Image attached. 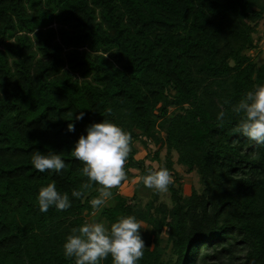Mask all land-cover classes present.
<instances>
[{
	"label": "trees",
	"instance_id": "trees-1",
	"mask_svg": "<svg viewBox=\"0 0 264 264\" xmlns=\"http://www.w3.org/2000/svg\"><path fill=\"white\" fill-rule=\"evenodd\" d=\"M262 18L264 0H0V264H74L63 243L95 213L106 226L121 215L146 225L137 264H264V145L232 131L233 106L264 83L250 53ZM104 119L131 133L127 174L152 166L134 142L154 145L150 160L173 176L167 201L113 188L94 210L96 184L71 196L88 182L71 150ZM35 150L65 169L39 172ZM176 165L199 189L181 193ZM52 182L71 207L41 212Z\"/></svg>",
	"mask_w": 264,
	"mask_h": 264
},
{
	"label": "clouds",
	"instance_id": "clouds-1",
	"mask_svg": "<svg viewBox=\"0 0 264 264\" xmlns=\"http://www.w3.org/2000/svg\"><path fill=\"white\" fill-rule=\"evenodd\" d=\"M111 111L107 109L109 114ZM232 111L240 116L233 133L246 137L257 146L264 145V83H257L247 91ZM84 115L81 112L75 119L81 120ZM224 118L225 112L220 111L217 120L221 127ZM74 130V124L69 123L68 131ZM86 131L87 135H81L75 142L71 154L83 164L82 174L88 182L73 189L71 196L79 199L93 184L99 185L96 189L99 195L89 201L91 207L98 210L112 198L111 189L118 188L127 179L125 165L132 151V136L106 119L91 124ZM31 163L41 173L47 170L60 172L66 167L61 155L55 151L42 153L35 150L31 154ZM138 180L146 188L166 193L173 183V176L166 167L152 165ZM37 203L41 212H47L50 207L58 211L71 207L69 194L59 192L55 182L40 187ZM141 227L133 215H121L108 226L102 222H85L72 228L71 234L67 235L62 246L64 256L72 259L74 264H101L109 256L112 264H137L143 258L145 248Z\"/></svg>",
	"mask_w": 264,
	"mask_h": 264
},
{
	"label": "rangeland",
	"instance_id": "rangeland-1",
	"mask_svg": "<svg viewBox=\"0 0 264 264\" xmlns=\"http://www.w3.org/2000/svg\"><path fill=\"white\" fill-rule=\"evenodd\" d=\"M256 32L254 33V38L256 40V47L250 51L252 56L255 58V60L258 63H261L264 61V18H262L258 22V26L256 28ZM134 148L136 150L135 158L136 159H143L144 163L146 165H157L156 161H151L150 156L152 155V151L154 148V145L152 143L143 144L141 141H135L134 142ZM161 157L164 155V149H162L160 153ZM175 169L179 171V174L181 175V185L180 190L183 195H188L192 188L199 189L200 187V181L199 177L196 174L195 171L192 173H186L184 171V168L181 166L176 165ZM130 173H133V175L127 174V179L122 182V184L118 188H114L115 192L117 193H123L124 195L131 196L132 193H136L137 199L136 201H139L140 203L144 204L148 199L151 198V193L153 189L146 188L141 181L138 180V177H140L139 170L136 168H133L130 170ZM175 187H178L177 184ZM168 192V191H167ZM158 193V201H167L168 199V193ZM88 222H102L99 220V217L97 216V213L93 214L92 217L89 219ZM103 223V222H102ZM143 234H148V228L143 223ZM163 237L166 238V230L163 232ZM166 243L163 241L160 243V246H165ZM163 256L164 258H167L170 256V250L168 248V245L164 247L163 249Z\"/></svg>",
	"mask_w": 264,
	"mask_h": 264
}]
</instances>
